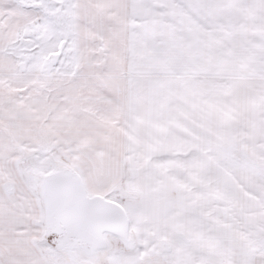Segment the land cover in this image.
Instances as JSON below:
<instances>
[{"label":"snow or ice","instance_id":"snow-or-ice-1","mask_svg":"<svg viewBox=\"0 0 264 264\" xmlns=\"http://www.w3.org/2000/svg\"><path fill=\"white\" fill-rule=\"evenodd\" d=\"M0 264H264V0H0Z\"/></svg>","mask_w":264,"mask_h":264}]
</instances>
